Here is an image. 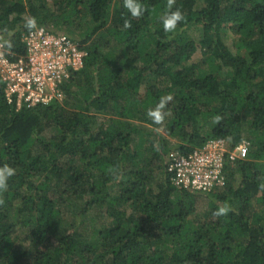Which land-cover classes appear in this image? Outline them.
Here are the masks:
<instances>
[{
  "label": "trees",
  "instance_id": "obj_1",
  "mask_svg": "<svg viewBox=\"0 0 264 264\" xmlns=\"http://www.w3.org/2000/svg\"><path fill=\"white\" fill-rule=\"evenodd\" d=\"M139 2L146 11L136 19L123 0H62L56 12L33 0H0V44L11 60L24 54L28 17L85 53L60 84L61 100L48 104L8 103L0 78V167L16 170L0 191V264H264V0H177L172 10L186 19L173 33L162 26L165 0ZM226 22L247 39L240 55L221 39ZM194 26L213 33L198 43L207 49L205 67L175 72L193 46L185 35ZM60 27L81 29V39ZM148 72L167 85L140 97ZM169 94L163 132L177 140L175 154L222 138L235 146L241 113L249 115L255 140L223 190L173 186L168 140L147 116ZM225 204L230 211L215 216ZM94 209L110 221L97 242L76 229L60 234L68 215L81 219ZM11 212L24 220L12 222ZM19 226L27 231L24 249L13 240Z\"/></svg>",
  "mask_w": 264,
  "mask_h": 264
},
{
  "label": "built area",
  "instance_id": "obj_2",
  "mask_svg": "<svg viewBox=\"0 0 264 264\" xmlns=\"http://www.w3.org/2000/svg\"><path fill=\"white\" fill-rule=\"evenodd\" d=\"M23 43L24 54L14 60L0 44V78L7 102L13 99L18 106L31 107L58 99L60 84L68 78L69 70L81 68L85 53L66 36L43 28L31 29ZM248 151L245 140L229 148L221 140H214L187 156L170 155L166 171L176 188L212 193L226 185V162L243 161Z\"/></svg>",
  "mask_w": 264,
  "mask_h": 264
},
{
  "label": "rangeland",
  "instance_id": "obj_3",
  "mask_svg": "<svg viewBox=\"0 0 264 264\" xmlns=\"http://www.w3.org/2000/svg\"><path fill=\"white\" fill-rule=\"evenodd\" d=\"M33 1L37 4L40 2L44 3L46 5L45 7L48 8L51 12H56L58 10L59 4L62 0H33ZM165 3H167V0H165ZM57 14H59V13L57 12ZM85 30H86V27H85ZM60 32H68L75 39H77V40L81 39L79 37V33L81 32V29L80 30H72L70 28L60 27ZM212 36H213L212 32L207 33V34L203 33L200 26L191 27L187 31L185 37L193 43V46H187V48L190 50L187 51L186 49H184L182 51V54L180 56V64L176 66L175 72L179 71L183 66H185L189 63H200V62L204 61V59H205L204 56L207 55V49L206 48L205 49L200 48L198 43L201 40H203L205 38H211ZM220 36H221L222 41L224 42V44L228 48V50L233 55L242 54V52L244 50V43L243 42L246 41L247 39L244 38V34L241 33L237 29L236 24H233L230 22H226V23L222 24V26L220 27ZM95 38L96 37L94 36L92 38V40ZM195 47H196V49L192 50ZM104 50H105V52H107L106 48H104ZM115 51L117 54H119L121 51V48H119L118 50H117V48H114V52ZM204 52L206 54H204ZM199 67H205L203 62L200 64ZM150 70H155V66L152 65ZM167 80L168 79H165L162 76H153L151 72H148L146 75V80H145L144 84L140 87V89L138 91V96L143 97L144 93L146 91V88H148L150 86H153V85L159 86L160 85L162 87H165L167 85ZM58 100H61V96L58 98ZM97 118H98V122L100 123L101 121H103V119L106 118V116H102L100 114V115H97ZM250 123H251V119H250L249 115L247 114V112L246 111L242 112L241 113L240 133L242 136V140L247 141L249 143V146L255 140V136H253L251 133ZM163 126H164V123L160 124L159 127L156 129V133L168 140L166 147L168 149L167 151L169 152V155L171 154V156H172V155H174L175 146L178 144V142H177V140L168 138L164 134ZM217 140H221L223 142L225 148L230 147V141L228 139L222 138V139H217ZM239 161L240 160H232V161L229 160L226 162V165H225L226 178H227L228 173L236 167L237 162H239ZM107 192L110 195H114L116 193V187L107 188ZM202 200H205V199H202ZM77 203L80 206L82 201H78ZM201 204H202V206H200L199 210L201 212H203L206 208V202L202 201ZM258 207H257V210L259 209ZM10 219L12 222L18 223V224H19V222H21V220H24L22 217L20 218L14 212L10 213ZM108 225H110L109 219L106 217L103 219L99 218V216L97 215V210L94 209L89 214L83 216L81 219H73L72 216L68 215L64 220V223H63L64 228H61L60 234L62 235V233L65 230H66L65 231L66 233H69L73 229H76V231L80 234V236L83 240L94 243V242L98 241V238H99L98 232L101 231L103 228H106ZM26 234H27L26 229L21 228L19 226L17 233L14 236L13 240L15 241V244L21 249H24L25 246H27V243L23 240V238L25 237Z\"/></svg>",
  "mask_w": 264,
  "mask_h": 264
},
{
  "label": "clouds",
  "instance_id": "obj_4",
  "mask_svg": "<svg viewBox=\"0 0 264 264\" xmlns=\"http://www.w3.org/2000/svg\"><path fill=\"white\" fill-rule=\"evenodd\" d=\"M176 0H167V9L168 11L165 13V15L162 17V26L163 30L166 33H173L177 30L178 24L185 21V16L182 13V11L179 8H176L174 11L173 6L175 5ZM123 7L127 9V11L131 14V17L139 19L144 12L146 11V8L139 2V0H123ZM25 26L31 30L35 29L37 27V21L35 17H28L26 19ZM123 27L125 29H128L131 27V21L128 19H125ZM8 47H11V44L8 45ZM173 99L172 95H166L160 98L159 103L156 105L155 108L149 109L147 112V116L154 122V124L160 125L163 123L165 119L166 113L164 112V109L169 101ZM216 121L219 122L221 119L219 116H217ZM16 174V170L9 165L5 164L3 167H0V191H6L8 187V180L12 176ZM264 188V185L261 186ZM3 199H0V204H3ZM230 211V206L225 204L217 209L216 212L213 214L215 216H222L226 215Z\"/></svg>",
  "mask_w": 264,
  "mask_h": 264
}]
</instances>
